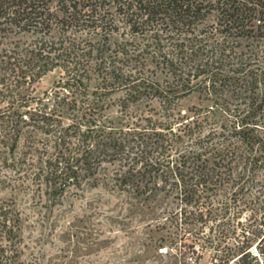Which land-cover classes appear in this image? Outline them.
Segmentation results:
<instances>
[{"label": "trees", "instance_id": "trees-1", "mask_svg": "<svg viewBox=\"0 0 264 264\" xmlns=\"http://www.w3.org/2000/svg\"><path fill=\"white\" fill-rule=\"evenodd\" d=\"M259 41L264 0H0V264H34L19 198L99 186L143 218L146 254L264 264Z\"/></svg>", "mask_w": 264, "mask_h": 264}, {"label": "rangeland", "instance_id": "rangeland-1", "mask_svg": "<svg viewBox=\"0 0 264 264\" xmlns=\"http://www.w3.org/2000/svg\"><path fill=\"white\" fill-rule=\"evenodd\" d=\"M111 39L115 41L129 39L140 46L149 41L145 36L133 37L125 31L114 34ZM240 43L245 45L246 41L242 40ZM254 44L259 48L264 42L259 41ZM167 48H170L168 42L163 41L162 51ZM151 58L149 54V59ZM151 62L149 61L150 64ZM158 72L162 79L164 72L160 70ZM59 75V69L45 73L35 83L36 95L50 90ZM198 101L197 93H192L180 99L177 106L184 109ZM85 189L87 190L81 197L66 198L62 205L51 208L46 207L45 197L35 200L27 197L18 199L24 219L25 262L32 261L34 264H176L178 262V256L166 254L167 248L164 245L158 249V253L153 251L144 253L147 248L145 244L155 246L154 242L144 241L143 218L140 215L127 217L126 212L119 211L121 200L124 198L115 199L111 196V192L105 190L110 188L104 186L85 187ZM249 195L253 198L257 193L252 190ZM211 255L210 249L205 250L200 264H210Z\"/></svg>", "mask_w": 264, "mask_h": 264}]
</instances>
